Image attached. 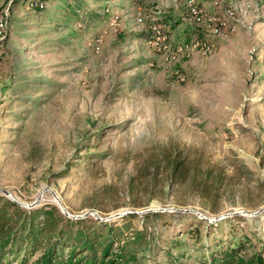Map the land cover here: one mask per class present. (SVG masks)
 I'll return each instance as SVG.
<instances>
[{"label":"rangeland","instance_id":"374dc122","mask_svg":"<svg viewBox=\"0 0 264 264\" xmlns=\"http://www.w3.org/2000/svg\"><path fill=\"white\" fill-rule=\"evenodd\" d=\"M0 23V189L165 212L181 264L264 242V0H0Z\"/></svg>","mask_w":264,"mask_h":264},{"label":"trees","instance_id":"16d2710c","mask_svg":"<svg viewBox=\"0 0 264 264\" xmlns=\"http://www.w3.org/2000/svg\"><path fill=\"white\" fill-rule=\"evenodd\" d=\"M175 162L173 172L179 167ZM165 212L130 211L116 221L71 218L53 203L24 208L0 194V264H181L154 231ZM237 220L241 218L236 217ZM140 220L139 226L133 221ZM213 224H206L207 228ZM190 233V232H189ZM200 243L197 231L191 235ZM239 236L201 254L200 264H264V242ZM163 253L162 257L160 254Z\"/></svg>","mask_w":264,"mask_h":264},{"label":"water","instance_id":"95a60500","mask_svg":"<svg viewBox=\"0 0 264 264\" xmlns=\"http://www.w3.org/2000/svg\"><path fill=\"white\" fill-rule=\"evenodd\" d=\"M0 192L3 193L4 195H6V196L9 197V198H12L6 190L0 189ZM12 200L15 201L16 203L20 204L21 206L24 205V206H26V207H34V205H36V203H37V201H34L33 203H30V204H22V203H20V202H18V201H16V200H14L13 198H12ZM54 200H55V202L57 203V205H58L60 211H61L63 214H65V215H67L68 217H71V218H82V217H85V216L88 215V214H91L92 216H94L95 218H98V219H100V220H107V219H113V218H115V217H118V216H121V215H123V214H126V213L130 212V211L120 212V213H116V214H113V215H111V216H108V217H106V218H103V217L97 215L96 212H94V211H90V212L84 213V214H82V215H71V214H69V213H68V212L62 207V205H61L59 199L57 198V196H56L55 194H54ZM161 210H162V211H165V210H168V211H182V212H185V211H193V210L182 209V208H168V209H161ZM263 210H264V207H261V208L255 210V211H253V212H249L248 214H249V215H258V214L261 213ZM146 211H156V210H154V209H146V210H144V212H146ZM239 213H241V212L226 213L225 215H221L220 217L213 218L212 220L219 219V218H221V217H223V216L234 215V214H239ZM196 214H198V215L200 216L199 213L196 212ZM204 218H205V217H204Z\"/></svg>","mask_w":264,"mask_h":264},{"label":"bare ground","instance_id":"6f19581e","mask_svg":"<svg viewBox=\"0 0 264 264\" xmlns=\"http://www.w3.org/2000/svg\"><path fill=\"white\" fill-rule=\"evenodd\" d=\"M152 29H153L155 32H157V33L159 32V31L156 29L155 26H153ZM162 34H163V33H162Z\"/></svg>","mask_w":264,"mask_h":264},{"label":"built area","instance_id":"2783aa9c","mask_svg":"<svg viewBox=\"0 0 264 264\" xmlns=\"http://www.w3.org/2000/svg\"><path fill=\"white\" fill-rule=\"evenodd\" d=\"M0 24H2V23H0Z\"/></svg>","mask_w":264,"mask_h":264}]
</instances>
